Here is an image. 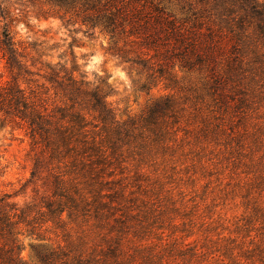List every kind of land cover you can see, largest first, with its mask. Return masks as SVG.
I'll list each match as a JSON object with an SVG mask.
<instances>
[{
  "label": "rangeland",
  "instance_id": "1",
  "mask_svg": "<svg viewBox=\"0 0 264 264\" xmlns=\"http://www.w3.org/2000/svg\"><path fill=\"white\" fill-rule=\"evenodd\" d=\"M3 6L9 14L0 18V33L5 25L21 47L34 44L41 60L53 63L60 55L70 60L72 46L86 79L107 82L116 119L142 127L145 145L105 179L121 180L112 189L121 196L111 202L121 212L100 223L63 214L61 228L47 223L40 238L19 235L25 264H42L37 253L57 249L69 254L54 264H261L264 86L245 105H222L204 89L202 76L176 69L175 88L159 82L140 90L144 75L110 55L98 29L88 36L80 13L58 11L44 0H4ZM8 79L0 56V81ZM167 96L174 115L159 118L158 135L152 134L143 127L149 107ZM31 158L24 129L0 117V195L20 206L37 196L24 186ZM116 218L124 222L122 232L119 224L118 232L112 228Z\"/></svg>",
  "mask_w": 264,
  "mask_h": 264
},
{
  "label": "trees",
  "instance_id": "2",
  "mask_svg": "<svg viewBox=\"0 0 264 264\" xmlns=\"http://www.w3.org/2000/svg\"><path fill=\"white\" fill-rule=\"evenodd\" d=\"M44 1L58 11L80 13L88 36L98 29L107 37L106 51L144 75L140 90L159 82L175 88L176 69L202 76L204 89L222 105H245L264 86V0ZM3 3L0 18L6 19ZM69 49L70 60L60 55L53 63L41 60L34 44L21 47L5 25L0 33V56L9 73L0 81V117L23 128L30 140L32 167L24 186L37 195L22 206L0 195V264H25L19 235L40 238L47 223L61 228L63 214L74 222L100 223L121 212L111 203L121 196L112 190L121 180L105 179L123 169L125 155L145 149L142 127L116 119L107 82L88 81ZM173 108L171 96L155 101L143 127L158 135L157 120ZM118 224L122 232L118 218L112 228L118 232ZM68 254L45 250L37 258L54 264Z\"/></svg>",
  "mask_w": 264,
  "mask_h": 264
}]
</instances>
